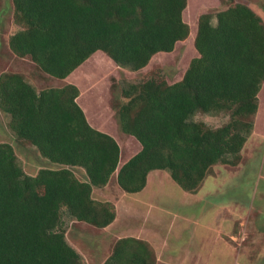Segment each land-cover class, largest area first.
Instances as JSON below:
<instances>
[{"label":"trees","instance_id":"1","mask_svg":"<svg viewBox=\"0 0 264 264\" xmlns=\"http://www.w3.org/2000/svg\"><path fill=\"white\" fill-rule=\"evenodd\" d=\"M222 1V0H220ZM17 26L10 52L45 76L64 79L96 51L131 71L158 52H171L189 36L187 0H10ZM225 7L196 18L197 56L169 83L150 71L121 88L116 114L121 131L139 149L120 164L116 139L95 127L76 98L74 83L37 88L20 71L0 73V112L16 140L58 167L23 169L13 145L0 142V264H86L66 239V215L94 228L116 216L113 203L93 196L112 176L119 189L137 193L151 171L166 170L195 193L215 164L235 165L251 135L264 81V21L251 5ZM198 112L225 113L212 127ZM74 168L81 169L79 178ZM145 238L110 243L102 264H156Z\"/></svg>","mask_w":264,"mask_h":264},{"label":"rangeland","instance_id":"2","mask_svg":"<svg viewBox=\"0 0 264 264\" xmlns=\"http://www.w3.org/2000/svg\"><path fill=\"white\" fill-rule=\"evenodd\" d=\"M240 1L251 5L264 21V0ZM224 7L223 0H187L184 20L191 28L189 36L177 42L171 52L154 54L139 70L119 67L101 51L76 70L73 82L82 92L80 103L90 121L112 126L120 161L139 149L135 138L119 127L116 105L122 102L121 88L146 78L150 71L169 83L178 81L197 56L193 33L198 14ZM16 28L10 0H0V73L7 69L23 72L39 89L61 85L60 79L45 76L29 59L10 52L7 38ZM258 99L253 131L240 152L239 162L215 164L197 192L181 189L166 170L151 171L145 188L138 193L118 189L113 175L107 185L93 192L95 198L113 203L116 216L110 225L94 228L66 215V239L82 254L85 263L102 264L112 241L136 236L154 245L156 264H264V81ZM103 107L111 108L110 118L100 109ZM193 119L216 127L228 116L198 112ZM7 120L8 116L1 112L0 142L14 146L26 173L33 175L41 167H58L39 156L33 147L20 144L8 129ZM74 171L84 178L81 169Z\"/></svg>","mask_w":264,"mask_h":264},{"label":"crops","instance_id":"3","mask_svg":"<svg viewBox=\"0 0 264 264\" xmlns=\"http://www.w3.org/2000/svg\"><path fill=\"white\" fill-rule=\"evenodd\" d=\"M185 10V9H184ZM183 19H184V11H183ZM190 32H191V28H190ZM190 32H189V34H190ZM195 32H196V29H195ZM195 32L193 33V36H194V34H195ZM177 42H179V41H177ZM176 42V43H177ZM94 54V53H93ZM92 54V55H93ZM90 58V57H89ZM82 65V64H81ZM80 65V66H81ZM79 66V67H80ZM79 67H77L73 72H71L67 77H65L64 79H60L63 83L61 84V85H59V86H62V85H64V84H66V83H74L73 82V79H74V74H75V72H76V70L79 68ZM72 78V80H70ZM30 80V79H29ZM30 82L31 83H33L31 80H30ZM34 84V83H33ZM76 84V83H75ZM35 85V84H34ZM77 85V84H76ZM36 86V85H35ZM37 87V86H36ZM77 87L79 88V86L77 85ZM81 90H80V88H79V95H78V97L76 98V101H77V103L80 105V107L83 109V111H84V113H85V115H86V118H87V120L89 121V123L93 126V127H95V128H97V129H99V130H101V131H104V132H106V133H108V134H110L111 135V133H112V126H109V128L107 127L109 124L108 123H100V122H98V121H96V120H92V121H90L89 120V115H88V113L86 114V111H85V107L84 106H82L81 105V103H80V96H81ZM101 110L102 109H104V114H107V118H110V113L112 112L110 109L111 108H100ZM1 113V112H0ZM4 117V116H3ZM6 123H7V121H6ZM24 146V145H23ZM27 146V145H26ZM137 146V145H136ZM14 147V146H13ZM139 147H140V145H139ZM15 149V148H14ZM132 155V154H131ZM130 155V156H131ZM129 156V157H130ZM128 157V158H129ZM127 158V159H128ZM127 159H125V160H123V161H120V164L121 163H123L124 161H126ZM149 175V174H148ZM145 188V187H144ZM143 188V189H144ZM119 189V188H118ZM142 189V190H143ZM94 190L95 189H93V192H94ZM141 190V191H142ZM140 192V191H139ZM138 193V192H137ZM151 243V242H150ZM153 245V244H152ZM154 246V245H153ZM155 251H156V249H155ZM157 255V254H156ZM157 261H158V257H157Z\"/></svg>","mask_w":264,"mask_h":264}]
</instances>
